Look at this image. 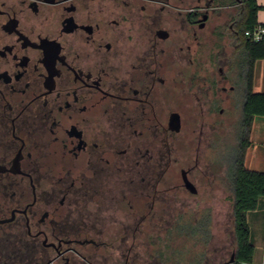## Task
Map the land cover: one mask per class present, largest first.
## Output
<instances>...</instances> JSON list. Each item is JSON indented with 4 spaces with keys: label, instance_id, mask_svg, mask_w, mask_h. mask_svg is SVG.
Masks as SVG:
<instances>
[{
    "label": "flooded vegetation",
    "instance_id": "obj_1",
    "mask_svg": "<svg viewBox=\"0 0 264 264\" xmlns=\"http://www.w3.org/2000/svg\"><path fill=\"white\" fill-rule=\"evenodd\" d=\"M244 11L0 0V264H141L142 234L205 218L208 153L243 118Z\"/></svg>",
    "mask_w": 264,
    "mask_h": 264
},
{
    "label": "rangeland",
    "instance_id": "obj_2",
    "mask_svg": "<svg viewBox=\"0 0 264 264\" xmlns=\"http://www.w3.org/2000/svg\"><path fill=\"white\" fill-rule=\"evenodd\" d=\"M255 88L264 90V59L258 60L256 65ZM240 113L241 108L238 109V117ZM225 116L228 117V115ZM227 121L224 120L222 129L217 133L220 138L218 141L221 140V143L217 145V151L221 149L222 153L219 155L214 148L212 154L209 152L207 156L208 162L212 158L216 164H221L222 168L217 165V167H213L215 169L214 172L208 170L205 177V185L202 188L205 201L201 205L211 215V239L206 241V237L201 235L200 238H197L194 233L181 236L178 235L177 231L170 235L151 236L142 234L138 237L137 246V249H139L138 258L142 259L140 260L142 261L141 264H189V262H196V260L202 259L204 253L205 261L199 264H221L232 257L233 253L231 252L235 249L236 240L232 219L233 198L226 179L228 169L227 155L231 145L239 142L237 131L239 124L236 115ZM261 124H264V116H259L257 119L255 141L248 151L247 165L250 168L264 170V126L263 128L259 127ZM215 136H212L213 140L216 138ZM190 196L191 199L195 198L192 195ZM249 220L256 251L254 261L243 264H264V207L260 206L258 209L251 211ZM175 221L177 222V220ZM189 221L197 222L192 219ZM118 238H115L116 241ZM111 239L113 240V237ZM130 241H132V238ZM181 246L183 249H188L187 258H183L182 253L176 251V247Z\"/></svg>",
    "mask_w": 264,
    "mask_h": 264
},
{
    "label": "trees",
    "instance_id": "obj_3",
    "mask_svg": "<svg viewBox=\"0 0 264 264\" xmlns=\"http://www.w3.org/2000/svg\"><path fill=\"white\" fill-rule=\"evenodd\" d=\"M261 8L262 5L258 0H245L242 24L245 39L241 45L242 54L240 59L244 66L248 84L243 104V118L238 130L239 142L227 155L226 179L233 198L232 219L236 240L235 249L231 252L235 256V260L230 264H243L254 261L256 244L249 213L260 206L264 207V170L250 168L247 165L248 150L253 144L252 134L255 120L259 116H264V90L255 89L257 61L264 59V40L255 41L251 39L246 35V30L260 23L264 24L258 18ZM176 228L178 229V235L184 236L188 233H194L195 237L200 238L201 235L206 237V241H208L212 237L211 215L206 212L205 218L197 222L181 221L176 225ZM183 228L190 232L183 233ZM181 247H176V251L181 252L183 258H187L188 249ZM204 255L202 259L189 262V264L204 262Z\"/></svg>",
    "mask_w": 264,
    "mask_h": 264
},
{
    "label": "built area",
    "instance_id": "obj_4",
    "mask_svg": "<svg viewBox=\"0 0 264 264\" xmlns=\"http://www.w3.org/2000/svg\"><path fill=\"white\" fill-rule=\"evenodd\" d=\"M246 35L255 41L264 40V24L260 23L246 30Z\"/></svg>",
    "mask_w": 264,
    "mask_h": 264
},
{
    "label": "crops",
    "instance_id": "obj_5",
    "mask_svg": "<svg viewBox=\"0 0 264 264\" xmlns=\"http://www.w3.org/2000/svg\"><path fill=\"white\" fill-rule=\"evenodd\" d=\"M258 2L262 5V8L259 10V13H258V18H259V21H261V22H264V0H258ZM260 60V59H259ZM258 62V61H257ZM255 84H256V78H255ZM256 89V88H255ZM257 90V89H256ZM259 117H257L256 118V120H255V123H254V128H253V134H252V139H253V143H254V141H255V130H256V124H257V119H258ZM263 126H264V124H261V126H259V127H262L263 128ZM257 128H258V126H257ZM259 129V128H258ZM253 145V144H252ZM251 145V146H252ZM250 146V147H251ZM250 149V148H249ZM249 151V150H248Z\"/></svg>",
    "mask_w": 264,
    "mask_h": 264
},
{
    "label": "water",
    "instance_id": "obj_6",
    "mask_svg": "<svg viewBox=\"0 0 264 264\" xmlns=\"http://www.w3.org/2000/svg\"><path fill=\"white\" fill-rule=\"evenodd\" d=\"M235 260V256L232 255V257L230 258V260H228L227 262L223 263V264H226V263H230V262H233Z\"/></svg>",
    "mask_w": 264,
    "mask_h": 264
}]
</instances>
